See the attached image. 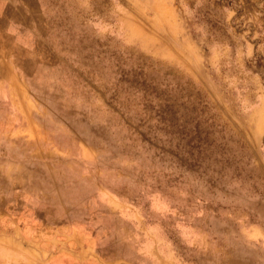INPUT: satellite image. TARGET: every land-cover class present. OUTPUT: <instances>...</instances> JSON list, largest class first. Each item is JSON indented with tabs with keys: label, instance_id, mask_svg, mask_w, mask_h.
<instances>
[{
	"label": "rangeland",
	"instance_id": "obj_1",
	"mask_svg": "<svg viewBox=\"0 0 264 264\" xmlns=\"http://www.w3.org/2000/svg\"><path fill=\"white\" fill-rule=\"evenodd\" d=\"M7 4L0 264H264V0Z\"/></svg>",
	"mask_w": 264,
	"mask_h": 264
},
{
	"label": "crops",
	"instance_id": "obj_2",
	"mask_svg": "<svg viewBox=\"0 0 264 264\" xmlns=\"http://www.w3.org/2000/svg\"><path fill=\"white\" fill-rule=\"evenodd\" d=\"M16 6L17 4L15 3L14 7ZM11 9H13V7L8 6L7 0H0V48L3 47L5 44L4 42L8 39V37L15 40L17 39L16 34H13L12 30L18 23H20V21L9 16ZM2 35H4V37Z\"/></svg>",
	"mask_w": 264,
	"mask_h": 264
}]
</instances>
